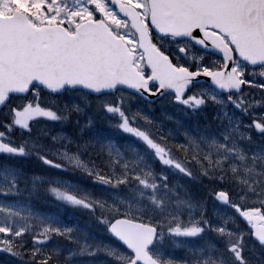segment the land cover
Masks as SVG:
<instances>
[{
    "label": "rangeland",
    "instance_id": "374dc122",
    "mask_svg": "<svg viewBox=\"0 0 264 264\" xmlns=\"http://www.w3.org/2000/svg\"><path fill=\"white\" fill-rule=\"evenodd\" d=\"M19 1L24 2L23 10L25 9L24 11L37 24L66 23L75 27L83 19L103 15L113 22L116 21V25L123 32L126 31L124 20L118 18L114 8L105 0ZM7 7L5 1L0 0V9H7ZM189 51V54L184 56L185 65L188 67L190 64H195L198 68H202L201 64L212 58L194 48H190ZM138 65L143 66L141 62ZM236 65L239 72L248 75L247 86L254 88L261 96H264V83L255 81L258 77L257 71L248 70L241 62ZM51 96L62 98L59 100L63 103L52 112L46 111L51 121L41 130L59 147L48 149L49 139L45 145L32 141L33 146L38 149L31 150L29 154L31 156L46 154L49 159L59 164L72 166L95 174V176L87 179L76 175L77 178L83 180V182H78L61 174L38 178L34 175V180L41 178L42 181L53 183L43 196L46 198V205H43L40 200L39 206H36L24 189L9 187L10 182L18 180L19 176L25 172L20 173L10 166L0 171V257L8 254V264H28V259L26 260L21 253H18L19 249L22 251L23 248H28L29 245L24 241L26 238H29L32 243L31 260L33 261L36 254V264H42L46 260V255H43L47 248L44 241L50 239L52 235L63 233L66 235L62 210L53 211L51 209L52 198L58 201L64 198L63 194L72 195L63 205V209L68 211L84 209L88 213L100 210L104 218L108 212V216L136 217L160 226L162 235L151 250L153 256L159 261L170 264H212L213 262L215 264H251L248 261L251 256L257 263H262L259 253L245 237L248 228L243 226L239 218L237 219L238 216L231 207H225L217 200L215 183L224 182L225 177L222 173L227 170L228 181L225 186L231 193L233 202L234 198L241 205L261 204L264 200V113L258 114L249 109L253 116L261 119L247 121L244 116L237 114L235 109H229V104L209 87L203 90L201 96H192L184 103V107L190 109L195 108L199 103H203L200 108L205 107L207 100L223 104L217 108V119L227 121V130L225 132L224 128L222 134L227 135L232 142V152H229L228 158L215 150L206 152L204 148L209 144H221L223 150L226 145L220 143L211 127L217 123L211 121V125L203 124L201 133L194 139V145L197 152H205L202 155L207 161L211 164L216 162V167L212 170L213 176L203 171V164L199 158L195 157L191 159V163L187 162L191 164L188 168L194 173V176L187 181L186 188L189 193L186 190L179 193L174 188L173 194L179 198L171 197L174 204L169 210L164 208V200L155 192L158 184L155 187L152 186V180L155 179L152 175L154 165L147 157V152L142 149H128L127 146H130L131 141L138 143L139 133L143 132L154 138L157 148L160 149L158 156L164 155L161 159L167 157L174 160L171 155L163 154V152L169 141L180 140L176 131L152 117H145L146 124H144L140 119L143 109L132 105H138V101L134 97L126 100L117 97L116 104L108 103L105 107L108 119L113 121L112 133L116 134L115 128H119L127 135L126 142L116 143L112 136L102 128L92 127V114L81 106V101L86 99L85 94L79 93L76 96L72 92H63L60 96L56 94H51ZM87 104L88 108L95 105L91 102ZM21 105L22 103H19L18 108ZM165 105L171 106L174 103L169 99ZM249 110L244 111L248 114ZM129 111L132 115L128 113ZM178 111L176 108L175 112ZM43 113L44 111L36 105L29 104L24 110L20 109L15 114L18 124L22 126L28 124L29 120L40 117ZM204 116L207 114L204 113ZM230 117L235 122L228 124ZM0 121H2L0 125L5 126L4 121ZM73 124H80L79 127L87 133H84L82 137L73 135ZM168 128L169 131H167ZM218 130L220 131L219 127ZM186 134L189 133L186 132ZM180 137L182 138L181 135ZM78 138H81V141ZM85 145L88 147L85 148ZM121 146L129 150L128 155L123 154L125 152L120 149ZM25 147L26 145L23 149ZM180 148L185 152H191L186 145L181 144ZM85 149L95 150V153L91 154ZM79 151L87 152V154L83 152L84 155ZM94 156H98V159H94ZM210 177L214 179V182L208 183L205 188L201 189L199 184L208 181ZM166 179L163 174L161 180L166 182ZM106 180L111 184L106 183ZM136 185L138 189L135 188ZM149 193L151 195H148ZM146 199L150 202L148 203ZM206 200L213 202L211 206L213 215L210 214L208 218L206 209L210 211V207L209 204L206 205ZM210 232L212 235L216 234L217 237L211 240ZM218 236L223 237L225 242L223 243ZM218 244H225V252L224 249L216 248ZM181 248L184 249L183 252L179 251ZM80 249L86 250V247L82 245ZM105 250L111 256L124 262L131 259L130 253L124 248L108 246ZM77 254L82 253L77 251ZM12 255L20 257H12Z\"/></svg>",
    "mask_w": 264,
    "mask_h": 264
},
{
    "label": "water",
    "instance_id": "95a60500",
    "mask_svg": "<svg viewBox=\"0 0 264 264\" xmlns=\"http://www.w3.org/2000/svg\"><path fill=\"white\" fill-rule=\"evenodd\" d=\"M151 1L153 23L159 33L193 39L222 56L225 68L211 73L179 69L147 38L146 60L153 73L145 80L134 69L127 47L103 23L86 22L71 35L61 26L36 28L23 14L16 13L0 16V105L9 92L25 93L33 82L52 89L78 87L95 94L124 86L150 100L170 92L182 98L193 83L203 80L222 92L239 91L242 83L233 69V51L220 36L209 35L205 25L228 35L238 55L251 65L264 64V0ZM151 83L159 84L157 92L149 90ZM244 218L257 219L252 214ZM110 231L135 253L131 264H158L147 253L156 237L154 228L118 219ZM255 238L264 244V230L255 229Z\"/></svg>",
    "mask_w": 264,
    "mask_h": 264
},
{
    "label": "trees",
    "instance_id": "16d2710c",
    "mask_svg": "<svg viewBox=\"0 0 264 264\" xmlns=\"http://www.w3.org/2000/svg\"><path fill=\"white\" fill-rule=\"evenodd\" d=\"M5 108L1 109L0 112L4 111ZM89 224L92 225V220L89 221ZM98 228L94 227V228H90V231L88 234L93 233L94 231H96ZM106 234V232H105ZM110 238V237H109ZM112 239L110 238L109 240H106L107 242H113L111 241ZM102 260L97 261L96 264H120L118 261L113 260L112 258L108 257L107 255H103ZM48 261L50 262V264H76L75 262L72 261L71 257H65L62 256L60 254H52L49 253L47 255ZM93 264V262H92Z\"/></svg>",
    "mask_w": 264,
    "mask_h": 264
},
{
    "label": "flooded vegetation",
    "instance_id": "af4514ba",
    "mask_svg": "<svg viewBox=\"0 0 264 264\" xmlns=\"http://www.w3.org/2000/svg\"><path fill=\"white\" fill-rule=\"evenodd\" d=\"M155 42L160 46V44L158 43L157 39H155ZM228 100H231V97H228ZM203 119H204V118H202V121H204L205 123H208V122H209L208 120H203ZM199 130L202 131V126H200ZM222 141H224L223 138H222ZM204 149H206V150L211 149V145H207ZM228 149H230V145H229V147L226 148V151H228ZM203 158H204V157H203ZM204 160H205V158H204ZM203 166H204V168H205L206 170L211 171V169H212V164H211L209 161H206V160H205Z\"/></svg>",
    "mask_w": 264,
    "mask_h": 264
}]
</instances>
